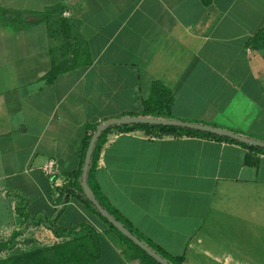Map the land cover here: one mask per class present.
Returning <instances> with one entry per match:
<instances>
[{
  "label": "crops",
  "instance_id": "1",
  "mask_svg": "<svg viewBox=\"0 0 264 264\" xmlns=\"http://www.w3.org/2000/svg\"><path fill=\"white\" fill-rule=\"evenodd\" d=\"M263 31L264 0H0V164L29 149L23 161L6 155L19 170L0 168L1 233L39 248L62 241L53 224L88 225L105 236L104 264H142L79 196L88 126L137 117L158 82L174 95L173 120L264 142ZM92 181L145 243L183 264H264L262 153L114 130ZM66 189L78 190L61 199Z\"/></svg>",
  "mask_w": 264,
  "mask_h": 264
},
{
  "label": "trees",
  "instance_id": "2",
  "mask_svg": "<svg viewBox=\"0 0 264 264\" xmlns=\"http://www.w3.org/2000/svg\"><path fill=\"white\" fill-rule=\"evenodd\" d=\"M204 4L209 6L212 0H203ZM262 40H264V31L261 34ZM63 72L62 69L55 67L51 73L48 74L50 81H53ZM175 102L173 93L164 88L160 83H155L153 85V90L151 97L148 100L143 102V111L136 114L137 117L143 118H155L161 120H173L171 115V108ZM99 125L88 126V132L86 134L84 142V157L85 160L86 153L90 144V141L93 135L96 133ZM118 131L121 133H129L133 131H144L146 135L150 137H164V136H185V135H195L200 137L220 139L234 144L245 146L254 152L264 154V149L248 146L241 144L239 142L233 141L229 138L219 137L210 133H203L199 131L181 129L176 127H165L157 125H132V126H121V127H112L108 129L99 139L96 144L91 167L89 171V185L93 192L95 193L97 199L109 211L119 222L125 225L130 229L138 238L139 237L135 231H133L128 223L120 218L119 214L116 211H112L104 199L100 196L97 189L93 185V177L99 166V159L101 157L103 148L105 147L108 139V135L112 131ZM251 160L249 159V162ZM83 166L80 169V172L77 174V177L80 178L83 173ZM78 189H66L65 193L62 191L61 199L65 194L70 195L71 191H77ZM79 196L82 201L91 208V210L106 224L111 233H115L120 240H122L133 252L132 258L139 260L142 264H159L153 258H151L146 252L136 246L132 241L125 237L119 230H117L113 225H111L105 218L101 216L97 208L90 202L84 195L83 185L80 182L79 184ZM53 229L55 235L62 241L56 243L52 246H45L42 248H36L31 251H24L17 253L15 255L9 256L8 258H0V264H104L105 262H110L113 257H106L104 255V250L106 248V239L105 236L99 234L95 228L88 225H82L80 228L76 229H63L57 227L55 224L50 226ZM21 236V233H14L8 241H3L0 243V257L2 253L6 251H13L16 247V240ZM144 241V240H143ZM148 244L161 256H163L171 264H183L185 258H173L169 257L156 247ZM116 258V257H115Z\"/></svg>",
  "mask_w": 264,
  "mask_h": 264
},
{
  "label": "water",
  "instance_id": "3",
  "mask_svg": "<svg viewBox=\"0 0 264 264\" xmlns=\"http://www.w3.org/2000/svg\"><path fill=\"white\" fill-rule=\"evenodd\" d=\"M157 125L165 127H176L181 129H189L194 131H199L203 133H210L219 137L229 138L233 141L245 144L248 146L262 148L264 149V142L255 140L250 137L242 136L231 131L223 130L220 128L206 126L201 124L189 123L179 120H161L155 118H143V117H124L120 119L109 120L99 126L96 133L93 135L87 153L85 157V162L83 166L82 173V185L83 191L86 198L93 203L97 208L98 212L103 218H105L111 225H113L117 230H119L125 237L132 241L136 246L146 252L151 258H153L159 264H171L158 252H156L152 247L146 244L143 240L138 238L130 229L119 222L97 199L95 193L89 185V171L91 167V162L94 154L96 144L98 143L101 136L112 127L121 126H132V125Z\"/></svg>",
  "mask_w": 264,
  "mask_h": 264
},
{
  "label": "rangeland",
  "instance_id": "4",
  "mask_svg": "<svg viewBox=\"0 0 264 264\" xmlns=\"http://www.w3.org/2000/svg\"><path fill=\"white\" fill-rule=\"evenodd\" d=\"M12 94L13 93L9 94L7 96V99H9L8 100L9 103L12 102L13 103V107H15V106L18 105V102H17V100H14L16 97H14ZM18 147L17 148H13L11 150H7V152H5L3 154L4 156L2 158H4V159H1V160L3 162H5V164H0V168H2V170L4 172L6 170L7 171L8 170L10 171V170H13V169L14 170H19L22 167V165L20 163H18L16 165H8V164H6V160L8 161L10 159V158L9 159H6L8 157V156L6 157V155H11V154L13 155V157H17V158H19V160L22 159V161H23V159L25 158V155L27 154V152L29 151V149H28L27 146L25 148H20L19 147L20 149ZM6 185L8 186L9 183H6ZM5 202L6 201H4L3 198L0 195V205L3 204L4 207H6V204H9V202L8 203L7 202L5 203ZM12 223H13V226H16V224L13 221L10 222V224H12ZM13 232L14 233H18L16 231V229L13 230V229H10V228L8 230L5 229L4 232L1 233V229H0V243L3 242V241L9 240L11 238V236L13 235ZM18 244H19V242L16 240V244H15L16 247H15V249L13 251H6V252L2 253V255H1L0 258L5 259V258H8L9 256L15 255L17 253L24 252V251H31V250H33L35 248L34 246L31 247L26 242L22 244V247H19ZM36 248H38V247H36ZM39 248H42V247H39Z\"/></svg>",
  "mask_w": 264,
  "mask_h": 264
},
{
  "label": "built area",
  "instance_id": "5",
  "mask_svg": "<svg viewBox=\"0 0 264 264\" xmlns=\"http://www.w3.org/2000/svg\"><path fill=\"white\" fill-rule=\"evenodd\" d=\"M44 171L49 176H54L57 173V164L54 160H50L44 167Z\"/></svg>",
  "mask_w": 264,
  "mask_h": 264
}]
</instances>
